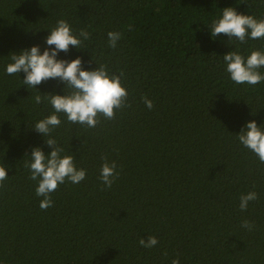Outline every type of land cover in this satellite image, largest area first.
<instances>
[{"label":"trees","instance_id":"16d2710c","mask_svg":"<svg viewBox=\"0 0 264 264\" xmlns=\"http://www.w3.org/2000/svg\"><path fill=\"white\" fill-rule=\"evenodd\" d=\"M228 7L264 20V0H0V165L9 169L0 187V264H264V163L236 136L253 120L264 126V81L235 84L223 60L231 51L264 52V38L213 39L208 28ZM61 19L90 39L57 59L123 72L130 107L98 117L95 128L59 116L52 136L86 178L59 185L42 211L25 154L52 151L30 128L54 110L34 97L65 95V85L26 88L24 73L6 67L12 53L39 46L43 54ZM109 32L122 33L115 49ZM101 157L117 164L110 189L99 179ZM252 191L258 199L241 211L240 196ZM148 236L155 247L139 244Z\"/></svg>","mask_w":264,"mask_h":264},{"label":"clouds","instance_id":"9594fccd","mask_svg":"<svg viewBox=\"0 0 264 264\" xmlns=\"http://www.w3.org/2000/svg\"><path fill=\"white\" fill-rule=\"evenodd\" d=\"M131 28L129 25V30ZM208 29L213 39L223 34L228 41L237 40L240 44L245 43L246 38L252 40L264 38V20L258 21L252 15L239 14L233 7L222 9V17L214 20ZM49 33L45 38L46 47L43 54L39 46L12 53L9 55L12 63L6 67L8 75L24 73L22 82L26 88L36 90L37 85L42 82L57 79L65 85L63 89L65 95L42 94L36 90L37 95L34 97L35 104L47 101L54 110L52 114L30 128L43 136L45 145L52 151L45 155L40 147H35L30 155L25 154L29 159L25 161L24 167L30 173L29 179L37 182L35 192L37 197L43 198L40 201L42 211L53 207L51 194L59 185L66 181L74 185L79 184L86 178V170L75 166L74 155L62 156L64 149L52 136V132L61 126L59 116L64 115L72 124L95 128L100 123L98 117L112 120L115 118L116 110L130 107L127 104L128 93L121 85L120 78L123 72L119 76L110 75L106 65H99L95 70L87 71L82 69L80 58L71 61L57 59L60 52L67 54L70 46L80 50L83 41L90 39L89 32L81 30L77 36L68 22L61 19ZM107 35L109 47L115 49L117 42L122 38V33L109 32ZM223 60L226 71L235 84L255 86L264 81V74L260 72V69L264 68V52L252 51L245 57L238 51H231L223 56ZM143 100L149 110L154 107L153 102L147 97ZM236 136L244 148L264 163V126H258L253 120L246 123ZM101 159L103 163L99 179L106 189H110L119 177L116 171L117 164L115 161L109 162L107 157ZM8 170L5 165H0V187H3V182L8 179ZM257 199L255 191L241 195L240 210L247 211L249 202ZM241 227L251 231L253 225L244 220ZM139 244L144 248H153L158 244V240L154 236H148L147 241L141 238ZM171 264H180V261L173 259Z\"/></svg>","mask_w":264,"mask_h":264}]
</instances>
